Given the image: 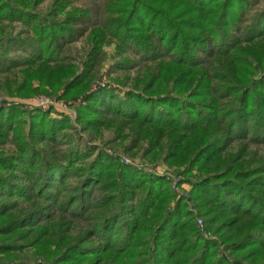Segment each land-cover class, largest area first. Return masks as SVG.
Segmentation results:
<instances>
[{"label": "trees", "instance_id": "trees-1", "mask_svg": "<svg viewBox=\"0 0 264 264\" xmlns=\"http://www.w3.org/2000/svg\"><path fill=\"white\" fill-rule=\"evenodd\" d=\"M44 1L0 0V21H20L31 34L3 36L0 27V70L21 67L29 84L39 79L31 93L80 98L84 130H129L135 146L148 143L155 157L183 168L177 185L191 192L179 197L171 179L82 147L67 115L3 102L0 264H264L261 0H95L105 9L97 22L70 0L42 14ZM84 37L81 68L67 49ZM112 40L120 56L113 71L141 61L145 72L126 90L92 89ZM17 50L27 57L7 54ZM187 198L219 239L202 234ZM76 221L88 225L67 239ZM50 233L59 244L46 250ZM27 246L43 259L17 257Z\"/></svg>", "mask_w": 264, "mask_h": 264}, {"label": "rangeland", "instance_id": "rangeland-1", "mask_svg": "<svg viewBox=\"0 0 264 264\" xmlns=\"http://www.w3.org/2000/svg\"><path fill=\"white\" fill-rule=\"evenodd\" d=\"M29 1V0H28ZM56 0H45L42 4H40L36 11L45 14L50 11L54 5ZM72 2V6L74 7H85L92 9L93 19L97 21H101L105 19L103 4L99 1L95 0H70ZM71 6V7H72ZM264 8V0H261L260 4L256 6L254 9H262ZM67 10H71L68 7ZM56 17L57 16H53ZM59 17V14H58ZM4 27L5 31L3 32V36L14 35L20 37H30L31 34H26V28L20 21L11 22L10 20L0 21V27ZM88 44L84 38H80L79 40L73 42L68 46L67 53L71 54L73 57V62L79 67L83 68V64L85 62V54L86 48ZM104 51L106 52L107 57L101 64L100 74L98 78L93 81L92 89L98 88L100 85H111L119 90L129 89L132 85V79L138 77L145 72L146 62H141L138 56H135L131 53H128L126 56L140 61L138 65L133 68H130L128 72L123 71H113L112 66L120 56L117 52V42L112 40L109 43L104 45ZM10 57H21L26 58L28 53L17 50L10 53H7ZM24 68H17L13 70L2 71L0 70V105L3 102L8 103H17L25 106L27 109H43L45 111H51L53 116L58 115H67L73 128H71L70 132L73 133L74 137L77 139L82 147L85 145H90L93 147H97L98 150L102 149L106 151L108 154L119 157L124 162L133 165L139 169H143L145 171L154 172L159 176L167 177L172 180L173 187L175 188L179 197L188 196L191 192V186L189 183L184 182L182 184L177 185L180 181H184V174L180 173L183 168H176L167 165L162 157H155V154L150 152L149 144L145 142H140L137 146H135V142H137L136 136L130 133L129 130L124 131V135L122 137H116L110 130L108 129H99L96 131L84 130L80 121H79V105L80 98L78 99H64L59 98L58 96L48 95L45 93H31L30 87L33 89H39L42 85L39 79L35 78L31 81L27 82V78H25ZM129 76V82L126 85L122 84L125 80L124 77ZM122 80V81H120ZM46 89H50L47 87ZM66 143V142H65ZM68 144L62 145L61 148L58 149H68ZM197 174V173H194ZM72 183H75L76 180L69 179ZM190 209L194 211L196 214V219L200 225V230L203 235L208 239L217 240L219 239V235L215 234L211 229L209 224H206V219L199 215V210L194 206V202H191L189 198H187ZM27 206H30L27 204ZM21 209V206H20ZM17 209V212L20 211ZM45 222V220L41 221V223ZM86 222L76 221L71 230L65 234L67 239L72 237H77L81 235L82 231L87 227ZM55 231V230H54ZM59 233L64 234L62 228H57ZM47 244L42 247L43 249L49 250L50 247L55 249L58 246L59 237L56 233H50ZM50 239V240H49ZM25 243V242H21ZM25 245V244H23ZM57 245V246H56ZM25 260H35L36 258L43 259V255L41 254V250L38 249L37 246H27L21 251L18 252L17 257Z\"/></svg>", "mask_w": 264, "mask_h": 264}]
</instances>
